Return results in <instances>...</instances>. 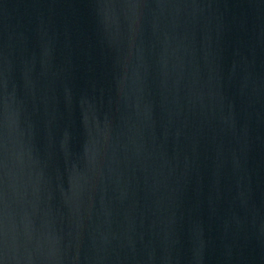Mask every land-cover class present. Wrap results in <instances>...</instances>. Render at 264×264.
Instances as JSON below:
<instances>
[{"label":"water","instance_id":"95a60500","mask_svg":"<svg viewBox=\"0 0 264 264\" xmlns=\"http://www.w3.org/2000/svg\"><path fill=\"white\" fill-rule=\"evenodd\" d=\"M0 264H264V0H0Z\"/></svg>","mask_w":264,"mask_h":264}]
</instances>
